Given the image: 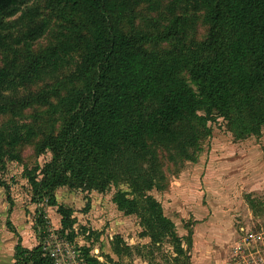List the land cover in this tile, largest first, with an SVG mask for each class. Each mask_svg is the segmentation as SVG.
Instances as JSON below:
<instances>
[{"label": "trees", "instance_id": "obj_1", "mask_svg": "<svg viewBox=\"0 0 264 264\" xmlns=\"http://www.w3.org/2000/svg\"><path fill=\"white\" fill-rule=\"evenodd\" d=\"M23 1L0 0V18L15 14ZM60 1L65 2L68 24L57 43L21 67H0V113L10 106L6 92L64 68L72 67L71 77L82 84L59 97L58 105L68 114L65 123L37 145L38 154L50 151L52 157L24 171L31 202L37 204L33 227L39 243L28 248L19 236L16 263L58 264L43 243L51 233L46 205L56 207L59 233L75 243L76 210L58 201L57 188L104 192L122 180L130 181L133 189L117 191L118 209L125 215L141 214L144 234L150 233L153 240L171 236L183 253L175 222L149 193L154 176L140 180L143 170L137 172L138 163L155 165L154 145L183 152L196 146L212 134L208 122L219 116L244 124L238 136L264 130V0H190L205 10L209 24L204 56L195 52L192 58L149 50L143 46L145 34L122 27V19L145 0ZM187 70L197 89L183 76ZM22 140L18 131L0 128V187H7L2 170L9 151ZM89 208L88 203L83 211ZM78 249L85 264H120L110 256L101 261L90 246Z\"/></svg>", "mask_w": 264, "mask_h": 264}, {"label": "rangeland", "instance_id": "obj_2", "mask_svg": "<svg viewBox=\"0 0 264 264\" xmlns=\"http://www.w3.org/2000/svg\"><path fill=\"white\" fill-rule=\"evenodd\" d=\"M65 8V2L60 0H25L15 14L2 16L0 67H21L34 54L55 45L68 24ZM121 24L131 34H145L148 39L143 46L149 50H158L167 56L182 54L192 58L195 52L204 56L202 45L208 36L209 24L205 10L190 0H145L135 5ZM168 32L171 35L165 38ZM72 72L73 68L67 67L55 75L6 92L10 106L5 113H0V128L18 131L23 140L10 149V157L2 170L7 187H0V264H14L18 237L12 229L22 235L25 246L33 248L39 243L33 227L37 204L31 202V189L24 171L52 157L50 151L38 154L37 145L48 134L58 133L65 123L68 114L58 105V99L72 88L82 86L71 77ZM183 76L197 89L189 70ZM199 113H205L204 109ZM209 125L212 134L203 137L196 146L183 152L154 145L158 154L155 165L141 161L137 167V172L143 170L140 180L143 175L154 176L155 184L149 193L175 221L183 253L177 250L178 243L171 236L153 240L150 233L144 234L146 223L141 214L125 215L118 209L114 201L117 191L133 189L130 181L122 180L104 192L69 186L56 189L58 201L76 210L75 227L79 231L75 243L71 244L59 233L61 216L56 207L45 206L51 233L43 243L57 254V263L85 264L80 259L78 246H90L91 253L101 261H107L110 256L120 264H223L226 259L223 241L214 236L208 239L205 234V224L210 219L221 223L223 228V215L218 216L223 214V195H217L218 189L209 183L207 162L219 154L223 135L233 139L243 137L237 131L244 124L233 117L219 116L210 120ZM253 135L258 136L253 133L244 136ZM183 185L188 188L179 192ZM88 203L89 210L83 211ZM7 219L11 220V226L7 225ZM252 221L256 227L264 228V217H254ZM89 230L95 233L90 236Z\"/></svg>", "mask_w": 264, "mask_h": 264}, {"label": "crops", "instance_id": "obj_3", "mask_svg": "<svg viewBox=\"0 0 264 264\" xmlns=\"http://www.w3.org/2000/svg\"><path fill=\"white\" fill-rule=\"evenodd\" d=\"M207 170V178L211 181L209 183L218 189L217 195H223V214L218 215H223V228L221 223L210 219L205 224V234L208 239L214 236L223 241V256H226L223 264H236L235 247L245 244V236L249 232H264L263 227L252 224V218L264 217V130L258 136L234 139L223 135L219 154L211 156L207 162ZM196 175L195 173V178ZM184 188L188 187L183 185L178 191L182 192ZM8 221L11 220L7 219V225ZM11 231L18 237L17 245L19 236L22 240V235L17 230ZM16 245L14 264H17Z\"/></svg>", "mask_w": 264, "mask_h": 264}, {"label": "built area", "instance_id": "obj_4", "mask_svg": "<svg viewBox=\"0 0 264 264\" xmlns=\"http://www.w3.org/2000/svg\"><path fill=\"white\" fill-rule=\"evenodd\" d=\"M245 240V244L235 247L236 264H264V232H249Z\"/></svg>", "mask_w": 264, "mask_h": 264}]
</instances>
